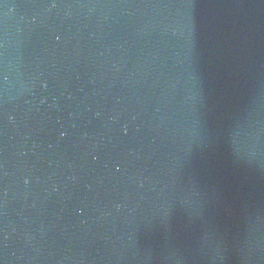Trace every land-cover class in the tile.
Masks as SVG:
<instances>
[{
  "label": "water",
  "instance_id": "1",
  "mask_svg": "<svg viewBox=\"0 0 264 264\" xmlns=\"http://www.w3.org/2000/svg\"><path fill=\"white\" fill-rule=\"evenodd\" d=\"M0 264H264V0H0Z\"/></svg>",
  "mask_w": 264,
  "mask_h": 264
}]
</instances>
